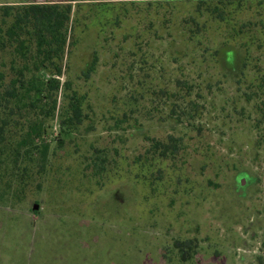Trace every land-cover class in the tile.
<instances>
[{
	"label": "rangeland",
	"instance_id": "rangeland-1",
	"mask_svg": "<svg viewBox=\"0 0 264 264\" xmlns=\"http://www.w3.org/2000/svg\"><path fill=\"white\" fill-rule=\"evenodd\" d=\"M170 1L0 0L70 4L61 82L85 117L63 141L54 118L44 179L0 202V264H264V0ZM220 44L249 46L239 86L205 60Z\"/></svg>",
	"mask_w": 264,
	"mask_h": 264
},
{
	"label": "trees",
	"instance_id": "trees-1",
	"mask_svg": "<svg viewBox=\"0 0 264 264\" xmlns=\"http://www.w3.org/2000/svg\"><path fill=\"white\" fill-rule=\"evenodd\" d=\"M233 1L239 2L240 8L244 6V0ZM218 11L215 9L213 13ZM194 13L201 16L198 9ZM70 15L69 3L0 5V202L19 200L26 189L34 188L44 179L52 158L49 129L54 118L59 115L60 130L66 129L59 132L60 141L85 119L82 115L84 97L70 88L69 80L61 82L63 60L70 44L67 43ZM248 50V45L220 44L218 48L206 49L209 56L205 60H214L224 70L223 75H229L239 86ZM226 51H233L235 55L232 69L227 63ZM261 54L264 58L263 51ZM92 68L93 61L86 62L81 74L86 77ZM59 94L61 105H58ZM171 114L176 115V111H171L170 118ZM158 141L151 147L165 151L157 156L175 154L174 139L168 140L174 141L172 149L166 147V142ZM99 154L91 159L90 176L100 179L109 162L105 153L100 151ZM9 195H12L11 200Z\"/></svg>",
	"mask_w": 264,
	"mask_h": 264
},
{
	"label": "flooded vegetation",
	"instance_id": "flooded-vegetation-1",
	"mask_svg": "<svg viewBox=\"0 0 264 264\" xmlns=\"http://www.w3.org/2000/svg\"><path fill=\"white\" fill-rule=\"evenodd\" d=\"M135 231H137V228H135ZM138 240L140 241V239H138ZM178 242L181 243L180 241H178ZM188 245H189V247H187L185 245H184L185 246L184 247L182 244H176L175 246H173V249H174V251H175V253L177 255V258H179V260L181 262H188V261H190L192 259L191 253L193 254L195 252L194 251L195 245L194 246H191V243L189 244V242H188ZM139 252H141V251L139 250ZM165 258L167 259V256H164V261H166Z\"/></svg>",
	"mask_w": 264,
	"mask_h": 264
},
{
	"label": "water",
	"instance_id": "water-1",
	"mask_svg": "<svg viewBox=\"0 0 264 264\" xmlns=\"http://www.w3.org/2000/svg\"><path fill=\"white\" fill-rule=\"evenodd\" d=\"M242 184H243V181H242ZM34 209L36 210L37 209V206H34Z\"/></svg>",
	"mask_w": 264,
	"mask_h": 264
}]
</instances>
